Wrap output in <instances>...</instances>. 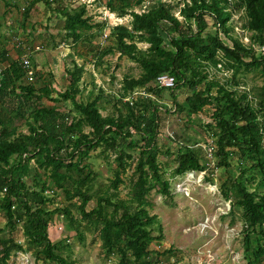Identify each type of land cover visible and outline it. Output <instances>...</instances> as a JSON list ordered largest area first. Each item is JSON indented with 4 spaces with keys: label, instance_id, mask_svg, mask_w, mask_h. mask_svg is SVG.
I'll return each instance as SVG.
<instances>
[{
    "label": "trees",
    "instance_id": "1",
    "mask_svg": "<svg viewBox=\"0 0 264 264\" xmlns=\"http://www.w3.org/2000/svg\"><path fill=\"white\" fill-rule=\"evenodd\" d=\"M36 1L40 0H30L24 17ZM105 1L111 13L130 16L128 23L111 28L114 48L120 57L141 68L137 78L122 80L118 95L121 105L115 103L113 113L101 114V89L86 103L76 101L83 65L74 62L72 68L65 69L68 86L55 98L50 97L55 92L53 75L42 79L33 62L31 83L20 60L4 68L0 65V212L5 220L0 228V264H7L13 253L27 250L35 264H77L66 253L70 249L66 239L53 241L48 235L55 216L79 240L84 239L85 232H95L103 258H113L115 264L169 262L174 249L151 248L153 241L163 239V229L157 216L149 213L148 195L154 190L171 197L170 181L158 161L160 153H168L167 148H160V139L169 131L176 113L193 120L206 112L211 122L200 124L211 130L216 167H223L226 173L218 191L229 202L227 214L240 213L243 221L242 257L245 264H264V0L158 1L154 8L140 13L131 8L142 0L133 6L126 0ZM178 5L182 20L173 13ZM239 10L244 11L242 29L250 32L248 45L230 34L232 12ZM87 12V5L81 2L60 11L64 39L88 45L93 62L100 65L105 52H99L91 39L94 30L103 29L106 23L91 22ZM210 27L214 32H205ZM137 42L148 47L141 50ZM218 65L231 71L225 82L210 76L209 68ZM248 72L261 78L255 94L238 90V75ZM161 74L174 77V87L167 88L169 106L157 101L165 89L156 83ZM138 88L145 93L125 100ZM180 88L190 91L183 104L177 101ZM44 98L54 103L70 100L76 115H62L56 105H42ZM23 126L26 133L19 131ZM84 127H88L87 132ZM110 133L118 139L107 140ZM172 133L163 139L181 137ZM134 135L140 138L136 156L128 151ZM197 144L184 145L186 155L177 160L172 176L206 171V149ZM97 148L106 159L114 154L115 166L110 168L112 175L104 188L98 186V175L86 160ZM132 162L130 186L122 197L119 188ZM47 190H59L63 205L51 207ZM91 201L94 204L87 209ZM77 219L81 223L77 224ZM19 227L24 243L14 238Z\"/></svg>",
    "mask_w": 264,
    "mask_h": 264
},
{
    "label": "rangeland",
    "instance_id": "2",
    "mask_svg": "<svg viewBox=\"0 0 264 264\" xmlns=\"http://www.w3.org/2000/svg\"><path fill=\"white\" fill-rule=\"evenodd\" d=\"M104 1H93L90 5H87V11L89 10L87 14L92 17L91 22L106 23L103 29L99 31L94 30V36L91 39V44L100 48L99 52H105L100 65H96L97 62H93V53L90 52L91 49L88 45L80 42L72 44L71 40H65L68 43L66 45L60 44L59 56H57L58 54L55 51L53 53L55 58L53 59L51 56V62H47L46 67H44L50 70L48 72L49 74L51 73L53 75L52 84L55 85L53 88L55 92L50 97L55 98L57 97L56 93L63 92L68 86L65 69L72 68L74 62L83 65L84 72L79 83L80 92L76 96V101L86 103L98 95L99 89H101L103 91V97L99 101V106L103 116L115 111V103L121 105L118 102V95L122 80L125 77L137 78L141 73V68L137 63L132 62L125 56H119L118 51L114 48L115 40L111 33L113 26L128 23L130 16L118 17L116 13H113L114 16L110 17V11L105 4L106 1ZM126 1L133 6L132 4L135 0ZM158 1L167 0H145L146 8L135 6L131 9L140 13L142 10L154 8ZM181 4L179 5L181 6ZM64 5L66 4L61 5V7H64ZM179 5L174 8L173 13L182 20L179 14ZM102 7L107 8L109 12L103 13L104 8ZM244 20L243 10L232 12L230 18L232 29L230 34L233 37H237L245 45H248L250 32L242 29ZM36 23V27H39L41 24L37 19ZM205 32H214V29L210 27ZM221 37L227 42L228 39L223 34H221ZM17 38L19 37L15 36L14 39ZM29 38H36V41H41V37L38 36L36 30L32 31L31 37ZM33 45L40 47L42 43H33ZM61 47L65 48V51H62L63 48L61 49ZM137 47L145 50L148 44L145 42H137ZM52 48L53 46L49 44L48 49L51 50ZM44 51L45 49L42 48L39 50L41 53ZM29 60L31 63L33 62L34 68H36L35 66L37 65L34 63V59L29 57ZM219 67L218 65L217 68H209L210 76H215L221 82H225L231 75V71ZM238 80L239 92L249 91L255 94L257 87L261 85L260 76L254 72L240 73ZM142 91L143 88L134 90L132 95L125 98V100H134L140 94L143 95ZM189 95L190 91L187 88H180L177 92V101L183 104ZM169 100V89L165 88L164 93L161 97L157 98V101L162 105L169 106ZM41 104L49 107L56 105L62 115L67 112H70L71 116L76 115L70 100L54 103L44 98L41 100ZM206 113L200 114L199 119L193 117V120H187L184 113H176L171 117L169 131L163 134L162 139H160V148L162 150L167 148L168 153H160L158 155V161L164 176L170 181L171 197H164L154 190L148 195V200L150 201L149 213L157 216L163 229V239L158 242L153 241L151 248L157 249L158 251L172 248L175 250V255L170 257L169 262L164 261L163 263L155 264H245L242 257L243 248L240 234L243 221L240 213H235L234 216L227 214L229 211V202L218 191L220 183L226 177V173L223 167H216L217 158L213 155L214 137L211 135V130L200 124L211 122V118L208 117L209 112ZM84 129L85 132L88 131V127H84ZM19 131L26 133L27 128L23 126ZM171 131L181 135V137L174 141H166V138L163 139L168 134L173 135ZM106 138L109 141L118 139L112 133L106 135ZM196 141H198L197 145H201L206 149L204 158L207 159L209 164L206 171L187 172L183 175L172 176L171 170L176 166L177 160H182L186 155L184 145L192 146ZM139 146L140 138L138 135H134L129 144L128 151L136 156L139 151ZM100 151V148L91 151L86 160L90 162L92 169L98 175V186L100 185L104 188L109 182L108 178L112 175L110 168L115 166L112 160L114 154L111 153L112 156L106 159L102 157V154L99 155ZM233 165H235V160H233ZM133 167L134 162H132L131 166L123 175L124 184L119 188L122 197L126 196V192L129 189ZM30 168L31 173H33L34 165L32 164ZM46 194L51 197V207L54 208L63 205V195L59 190H47ZM92 201L88 203L87 209L93 206L94 203ZM57 215L59 216L61 213L58 212ZM59 218L61 219V216ZM64 223V221L57 219L55 216L54 221L48 227V235L53 241L66 239L70 246V249L66 253L69 252L77 264H115L113 258H103L100 241L95 232H85L84 239L79 240L74 232L65 228ZM76 223L79 224L81 221L77 219ZM4 224L5 220L2 212H0V228ZM14 238L24 243L20 227L14 232ZM7 264H35V262L31 251L27 250L25 252L13 253L8 259ZM39 264L50 263L39 261Z\"/></svg>",
    "mask_w": 264,
    "mask_h": 264
},
{
    "label": "crops",
    "instance_id": "3",
    "mask_svg": "<svg viewBox=\"0 0 264 264\" xmlns=\"http://www.w3.org/2000/svg\"><path fill=\"white\" fill-rule=\"evenodd\" d=\"M48 1H52L50 6L47 4ZM171 1L175 0H167L166 2ZM79 2L78 0L36 1L30 8L28 14L24 17L23 12L29 7L30 0H0V65L4 68L16 59L21 61V57L28 53L25 47L29 46L33 49L35 47L33 43H42L40 47L45 49V53L39 52V49L31 50L28 54L34 59V63L37 65L35 67L37 71H40L39 75H41L42 79H44V77L47 78L48 76L46 75L49 74L48 72H50V70L44 67H46L47 62H51V56L53 59L55 58L53 55L55 51L58 54L57 56H59L60 44L66 45L68 43L64 39L65 31L63 30V18L59 13L66 5L67 7H75ZM63 4L66 5L61 7ZM136 6L146 8L145 0H142V2ZM102 8H104L103 13L109 12L107 8ZM109 14L110 17L114 16L113 12H109ZM35 18L41 23L39 27H36L37 23ZM35 30L38 36L41 37V41H36V38H29L31 37L32 31ZM15 36L20 38H18L19 40L16 43L14 42ZM49 44L53 46L51 50L48 49ZM62 48L63 47H61V49ZM62 51H65V48H63ZM27 82L31 83L33 81L30 82L27 80Z\"/></svg>",
    "mask_w": 264,
    "mask_h": 264
},
{
    "label": "built area",
    "instance_id": "4",
    "mask_svg": "<svg viewBox=\"0 0 264 264\" xmlns=\"http://www.w3.org/2000/svg\"><path fill=\"white\" fill-rule=\"evenodd\" d=\"M78 1L85 3L86 5H90L91 2H93L94 0H78ZM100 1H104V0H100ZM18 40H19L18 38L14 39V41L16 42ZM25 48H26V51L30 53L31 50H39L41 47L35 46L33 49H31V47L27 46ZM28 53H26L24 56L21 57V62L26 70V78L28 81L31 82L33 81V75H34L35 69L31 65V62L29 60L30 55ZM1 81H2V67H0V84H1ZM156 83L160 87H164V88H172L175 85L174 77L168 74L159 75L156 78ZM142 94H144V91H142Z\"/></svg>",
    "mask_w": 264,
    "mask_h": 264
}]
</instances>
